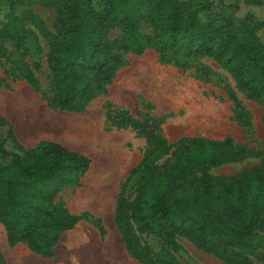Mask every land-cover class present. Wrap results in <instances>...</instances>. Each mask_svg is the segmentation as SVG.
Instances as JSON below:
<instances>
[{
  "label": "rangeland",
  "instance_id": "obj_1",
  "mask_svg": "<svg viewBox=\"0 0 264 264\" xmlns=\"http://www.w3.org/2000/svg\"><path fill=\"white\" fill-rule=\"evenodd\" d=\"M174 1L195 12L198 30L215 27L241 49L264 52V0ZM99 4L104 0H95ZM148 5L149 0H120L110 16L128 15L138 34L152 37ZM59 6V0H27L10 14L6 4L0 5V30L11 20L6 27L23 35L20 41L0 36V143L25 158L31 149L35 152L28 155L37 154L43 142H55L89 160L78 180L64 185L53 199L77 222L60 234L51 257L34 254L24 244L9 247L0 224V264H142L128 252L114 219L119 198L134 196L141 160L157 151V163L168 159L170 164L183 145L201 137L228 139L246 154L205 171L194 169L193 177L207 172L225 180L264 164V97H246L222 63L189 55L188 34L173 37L176 44L165 52L153 46L141 54L124 51L120 46L126 36L114 21L105 34L109 55L119 60L110 82L98 86L91 81L90 97L60 109L53 103L56 88L47 64ZM89 34L85 28L80 44L85 45ZM87 55L88 48L82 46L80 56ZM157 142L163 143V151ZM10 161V156L0 158V168ZM224 207L221 197L190 194L187 207L177 213L199 218L223 214ZM256 232L264 238V222ZM138 238L156 264H223L184 237L170 244L152 233ZM246 255L252 264H264V247Z\"/></svg>",
  "mask_w": 264,
  "mask_h": 264
},
{
  "label": "trees",
  "instance_id": "obj_2",
  "mask_svg": "<svg viewBox=\"0 0 264 264\" xmlns=\"http://www.w3.org/2000/svg\"><path fill=\"white\" fill-rule=\"evenodd\" d=\"M26 1L0 0V5L6 4L11 14ZM119 1L104 0L98 7L95 0H59L56 37L47 57L56 88L53 97L56 107L71 109L90 97L91 81L98 86L110 82L119 60L109 55L105 34L114 21L126 36V44L120 46L124 51L141 54L147 46H153L165 52L176 44V39L171 41L173 37L188 34L192 38L189 55L222 63L246 97L253 100L264 97V52L251 54L248 48L241 49L218 28L198 30L195 12L174 0H149L146 17L153 26V36L142 37L133 18L110 16L116 12ZM6 23L0 36L22 40L23 35L13 33ZM84 26L90 31L82 41L85 45L79 39L80 34L85 35ZM82 46L88 48L86 57L80 56ZM157 149L164 150L162 142H157ZM33 152L27 151L22 158L0 143V158L11 157L10 163L0 168V224L9 247L24 244L34 254L51 257L60 234L77 222L53 199L64 185L78 180V173L88 168L89 160L55 142H43L37 154L28 155ZM245 154L244 149L228 139L195 137L182 146L170 164L168 159L158 164L157 151L144 156L135 170L134 196L128 200L122 195L114 216L128 252L142 264H156L138 238L140 234L152 233L166 244L177 236L184 237L197 248L217 256L223 264H252L246 253L264 247L260 244L264 238L256 232L264 222V164L225 180L207 172L193 177L194 169L205 171L240 160ZM65 172L74 176L65 178L61 175ZM190 194L223 198L224 213H208L199 218L178 215L177 211H183L189 204Z\"/></svg>",
  "mask_w": 264,
  "mask_h": 264
},
{
  "label": "bare ground",
  "instance_id": "obj_3",
  "mask_svg": "<svg viewBox=\"0 0 264 264\" xmlns=\"http://www.w3.org/2000/svg\"><path fill=\"white\" fill-rule=\"evenodd\" d=\"M85 253V252H84ZM87 256H88V254H87ZM89 257H93V256H91V255H89ZM83 261V260H82ZM88 262V261H87ZM91 261H89V263H90ZM88 264V263H87Z\"/></svg>",
  "mask_w": 264,
  "mask_h": 264
}]
</instances>
